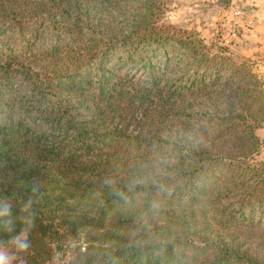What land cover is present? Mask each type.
Wrapping results in <instances>:
<instances>
[{
  "label": "trees",
  "instance_id": "1",
  "mask_svg": "<svg viewBox=\"0 0 264 264\" xmlns=\"http://www.w3.org/2000/svg\"><path fill=\"white\" fill-rule=\"evenodd\" d=\"M164 8L0 0V205L33 197L27 264H264V82ZM138 114L173 117L185 149L147 166L148 138L123 127Z\"/></svg>",
  "mask_w": 264,
  "mask_h": 264
},
{
  "label": "rangeland",
  "instance_id": "2",
  "mask_svg": "<svg viewBox=\"0 0 264 264\" xmlns=\"http://www.w3.org/2000/svg\"><path fill=\"white\" fill-rule=\"evenodd\" d=\"M164 6L162 22L195 33L207 45L226 47V54L234 60H248L251 69L264 82V0H164ZM50 19L55 22L51 30L58 32L64 24L61 16ZM85 24L90 26V23ZM12 29L13 24L0 20V42L12 43ZM14 35L19 34L15 32ZM144 74L138 72L137 76ZM170 114L174 116L171 111ZM175 114L177 116V112ZM174 121L173 117L167 116L161 122L154 115V119H150L152 125L148 127L147 120L140 114L125 119L123 127L128 136L134 137L140 130L141 135L148 138L141 149L148 154L147 166L150 168H157L169 155L185 149L189 133H184ZM256 134L259 147L251 155L252 163L264 162V124L256 128ZM60 256L61 253L55 251L51 262H60ZM13 264H21V259L17 258Z\"/></svg>",
  "mask_w": 264,
  "mask_h": 264
},
{
  "label": "clouds",
  "instance_id": "3",
  "mask_svg": "<svg viewBox=\"0 0 264 264\" xmlns=\"http://www.w3.org/2000/svg\"><path fill=\"white\" fill-rule=\"evenodd\" d=\"M33 193L39 194V188L33 186ZM33 203L30 196L26 204L21 205L19 214L12 215L11 203L0 205V232L10 233L17 222L21 225L19 235L9 236L7 241L0 239V264H13L21 254L28 253L31 247L30 233L36 227V214L29 211ZM21 264H27L21 260Z\"/></svg>",
  "mask_w": 264,
  "mask_h": 264
}]
</instances>
